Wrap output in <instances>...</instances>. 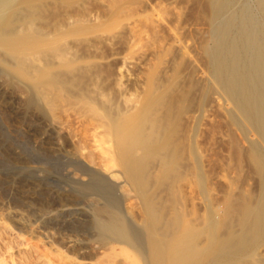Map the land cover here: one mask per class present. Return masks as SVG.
<instances>
[{"label":"bare ground","instance_id":"obj_1","mask_svg":"<svg viewBox=\"0 0 264 264\" xmlns=\"http://www.w3.org/2000/svg\"><path fill=\"white\" fill-rule=\"evenodd\" d=\"M33 1L35 0H23L21 4L14 5L15 7L5 9L7 0H0V53L5 55L0 61V77H19L28 81L33 92L30 99L32 104L49 105L48 89L56 90V93L59 92L57 90H65L72 98L87 99L89 112L99 118L98 125L91 124L88 132L87 129L81 131L83 132L81 136L89 139L85 140L87 145L90 141L91 147L88 150L91 151V153L89 151L90 157L93 155V158L91 157L93 165L96 163L94 158L98 160L97 166L94 168L84 166L85 169L72 175L82 185L86 183L88 185L98 179H93L92 175L94 171L92 169L98 168L96 170L102 174L104 177L102 179L112 184H118L122 180L120 182L122 186L128 187V193L133 194L138 217L132 219L137 227L133 229L114 202L99 194L102 203L91 208L93 230L111 240L112 244H122L135 250L140 264H264V258L258 253L260 247L264 245V0H206L207 10H205L210 13L211 17L208 41L210 43L203 50L207 62L208 78L200 80L199 77L200 81L198 80L197 83L195 62L189 60L188 63L187 59L184 60L187 56L186 48L175 45L178 47L174 51L177 57L175 53L172 56L177 59L175 58L176 61H173L172 66L179 67L183 60L185 64H189V73L191 72L188 74L189 81L185 80V75L183 78L188 85L180 86L178 78L172 76L167 85L163 83L165 85L163 89H160L161 84L158 89L156 88L157 90H154L153 73L149 77L151 83L142 101L138 102V105H132L128 98L124 99L120 106L115 104L117 102L114 99L116 98L115 93L114 98L110 97L104 94L106 90H102L98 85L89 87L85 83L86 87H78L77 81H75L77 87L72 84L74 74L62 70L59 65L69 66V63H73L74 54L71 59L70 49L61 42L60 36H49L50 33L45 34L44 29L41 30L37 26V28H32L31 20L23 15L21 5L30 10L34 7ZM110 2L113 5L111 0ZM115 4L117 3L114 0V7H116ZM37 7L41 8L39 5ZM76 7L75 11H77ZM26 11L25 14H27ZM80 12L84 13V11ZM29 13L31 14L30 11ZM128 16L131 17V13ZM85 17L88 20L87 16ZM23 22L24 27L28 26V29L27 27L22 28ZM151 25L148 27V33L151 28L148 35L153 38L151 43L154 46L152 47L160 50L164 39L160 37L161 31L159 30L162 29H158L157 25ZM25 30L33 31V34L29 35ZM167 37L169 38L165 44L169 43V49L175 48L174 44H180L176 34L170 36L168 34ZM159 53L160 51L158 56ZM40 61L41 65H35V62ZM161 74L164 73L161 72ZM160 78L161 76L159 80ZM195 89L198 92L200 90L202 97V101L199 99L201 104L198 105L200 110L198 118L196 115L198 108L193 98ZM147 93H149L148 96ZM119 96L122 95L119 94ZM197 96L195 100H198ZM214 96L226 105L224 112L227 120L222 126H234L241 129L240 136L247 143L245 148L240 144L242 141L240 142L241 139L238 140V137L228 136L227 133L220 134L219 126L218 132L216 131L219 135L215 140L222 145V155L224 153L227 161L237 163L247 159L258 179L259 187L258 193L253 198H245L247 195L234 198L228 189L222 200L223 209L219 211L217 204L215 205L217 208L208 204L205 221L197 225V196L195 194H197L198 185L202 194L208 199L209 176L202 169V163L206 160L205 157L210 156L207 149L205 151L199 148L197 139L203 133L200 125L204 118L205 107L211 102L206 103L209 101L208 98H214ZM214 100L212 99V102ZM208 112L207 110L206 113ZM209 114L212 116L211 112ZM204 122L205 125L210 123L206 120ZM56 124L59 125V123ZM98 129H102V132H98ZM230 130H232L231 127ZM200 131L201 134H199ZM89 132L90 135H87ZM60 133L58 132L57 135L59 136ZM252 135L256 136V140L251 139ZM72 137L74 135L71 139ZM71 143L74 149L72 158L81 161L82 151H85L84 148L87 146L78 144L77 139L71 140ZM213 177L216 178L214 175ZM185 183H188V187L192 189L188 209L181 194ZM93 200L91 198L89 201ZM21 203H14L13 208H8L9 211L6 210L5 215L0 214V238L12 236L6 217H16L19 226L26 232L31 233L35 230L29 219L16 209L22 206ZM56 204L61 207V212L53 214L54 217L69 212L67 211L68 203L58 199ZM40 212L44 216L50 215L49 211ZM49 226L39 227L40 234L47 241L51 240L54 235ZM201 237L206 238L207 245L205 243V246H201L197 241ZM20 245L21 249H19L29 254L30 261L25 259L27 262L24 261V264H98L97 257L89 258L87 261L70 259L46 249L45 243L42 242L32 248L28 244L21 243ZM66 245L70 246L72 242L67 240ZM6 252L5 254L8 255ZM113 258L109 257V264ZM114 261L119 262L116 258L113 264ZM124 261H121V264ZM19 262L13 261V258L8 256V259L1 260L0 264H22L23 261Z\"/></svg>","mask_w":264,"mask_h":264},{"label":"rangeland","instance_id":"obj_2","mask_svg":"<svg viewBox=\"0 0 264 264\" xmlns=\"http://www.w3.org/2000/svg\"><path fill=\"white\" fill-rule=\"evenodd\" d=\"M22 1L7 0L5 9H8V7L13 8L21 4ZM109 1H107L108 4L106 5V0H35L32 2L35 8L31 7L30 10L24 5H21V10L24 11V14L22 11L21 14L26 17L28 16L33 24L32 28L38 27L41 30L44 29L43 32L45 34L50 33L49 36H60L61 42L70 49L72 55L69 57L71 59L74 54L72 59L73 63H69V66L59 65L62 67V70L74 74L75 78H72V84H75V81H77L78 87H86V84L89 87L98 85L102 90H106L104 94L113 98L115 93L116 98L114 99L115 102L117 101L115 103L116 105L118 104L117 106H120L122 101L128 98L130 104L138 105L145 97L147 88L151 83L149 82V77L153 73L154 77L152 82L155 84L154 90H157L161 84L160 89H163L162 87L171 81L172 76L178 78L180 86L188 85L185 80L189 81L188 74L191 72L189 73L190 68L188 63L191 60L197 66V83L199 77L200 80L208 78L206 69L207 62L203 55V50L210 43L208 41L211 17L205 8L206 0H115L117 3L115 4L116 7H114V0H111L113 5ZM120 1L121 3H119ZM37 5L41 8L39 9ZM75 7L77 11H75ZM112 7L114 8L112 9ZM105 8L107 10L110 9L107 11ZM79 10L84 11L85 14H82ZM25 11L27 14H25ZM87 12L88 14L90 13L89 16ZM130 13L131 17L128 16ZM94 15L97 20L94 19ZM85 16H87L88 20ZM71 18L73 19L71 20ZM156 20L158 21L155 22ZM22 24L23 29H26V27L27 29L29 28L28 26L24 27V22ZM151 24L157 25L158 29H162L159 30L161 31L160 37L164 39L162 40L163 45L161 43L162 47L160 50L153 49L155 47H152L153 43L151 42L153 38L151 35H148L151 32V28H149L148 33V27ZM25 31L29 35L33 34V31ZM168 34L169 36L176 34L179 40L180 44H174L173 46L175 48L173 49H169V43H167L168 46L165 44L169 38L167 37ZM175 45L186 48L187 56H185L184 60H188L186 64L183 60L177 68L172 66L174 64L173 61H176L175 58L177 57V53L174 51L178 47ZM159 51L160 53L162 52V54L159 53L160 57L158 56ZM174 53L176 57L173 58L172 55ZM4 57V53H0V61ZM40 63L41 61L35 62V65H41ZM165 68L166 71H164ZM184 71L185 73H183ZM161 72L164 74H161ZM184 75L187 78L185 80L183 79ZM160 76L161 78L159 80ZM164 80L167 82L165 83ZM29 85L28 81L26 82L19 77H0V214L5 215L9 211L8 208H13L14 203L22 202V206H18L16 209L20 210L19 212L29 219L34 225V231L36 232H26L19 226L16 217H6L8 226L12 231V236H3V238H0V261L6 258L8 259V256H11L13 261L20 263L19 261L21 260L23 261L22 264H24V261L27 262L30 259L29 254L27 255L26 252L20 250V244H28L32 248V246L39 245L42 242L45 243L46 249L74 260L87 261L89 258L93 259L97 257L98 259L96 261L98 264H109V257L113 258L116 255L113 260L116 258L119 262L114 261V264L117 262V264H121L123 260H125L123 264H140L139 256L138 254L136 255L137 252L135 250L122 244H112L111 240L96 233L91 225V208L92 206H96V204L100 205L102 203L99 199V194H102L108 200L114 202L133 229L137 228L133 221L135 219L133 217H138L136 202L133 194L128 193V187L122 186L120 183L122 180L118 184H112L108 180L102 179L104 177L96 170L98 168L92 169L94 170L92 172L93 179H98L88 185L87 183L82 185L72 175L74 173L78 174L80 170L86 167L94 168L97 166L96 163H98L95 157L96 155L94 154L96 163L93 165V155L91 158V151L88 150L91 147L90 141H88L89 144L87 145L86 141L89 139H84L81 136L83 133L81 131L87 129L88 132L91 124L98 125L100 122L98 117H94L89 112L88 100L72 98L65 90H63L64 92L57 90L59 92L56 93V90L50 89V91L48 89L47 97L49 105L46 106L40 103L32 104L30 99L33 92ZM195 90L194 92L197 93H194L193 98L197 104L198 109L196 115L198 118L200 115L198 105L201 104L202 97L200 90V94ZM119 94L122 96H119ZM148 95L149 93H147ZM196 95H198V100H195ZM51 98L54 99L52 100ZM210 98H208L209 101L207 100L208 103L206 104L211 103L208 106L206 105L205 113L203 114L204 118L200 125V130L203 133L200 131L199 134L202 133L201 136L204 139L200 135L197 139L199 140L197 141L199 148L205 151L207 149V153L209 152L208 155H210L207 156L209 159L207 157L204 158L207 161L202 159V169L209 176V180L207 181L209 195L207 199L197 185V194H195L197 196H195L197 198V225L205 221L208 204L214 205L213 207L218 205L219 211L223 209L222 207L224 205L222 200L228 189L234 198L238 196L245 197L246 195L245 198H253L258 193L259 187L258 179L254 175L253 169L247 159L242 160L241 163H237L235 161H227L224 158V153L222 155V145H220L219 141L217 143V140H215L219 133H227L228 136L238 137V140L241 139L240 142L242 141L240 144L245 148L247 143L240 136L242 134L241 129L230 126L232 128L230 130V127L222 126L227 120L224 112L226 105L222 100L216 98V96H214L215 100L213 97ZM212 99L215 102H212ZM207 110L211 112L212 116H210L209 112L206 113ZM208 115L209 118H207ZM204 120L206 122L209 121L211 124L206 123L205 125ZM56 123H59V125ZM219 126L221 129L219 128V133L217 134ZM208 127L212 129H208ZM220 130L222 131L220 132ZM97 131L102 132V129H98ZM58 132L62 134L60 133L58 136ZM70 133L75 138L72 137L71 139L72 135ZM212 134L215 136L214 138ZM87 135H90V132ZM73 139H77L78 144H83V146L85 145L84 147L87 146L86 148L82 146L86 150L82 151L81 161L72 158L74 149L71 140ZM251 139L256 140V136L252 135ZM188 186L189 184L185 183L181 190L187 209L189 208V197L192 196L190 195L192 189ZM91 198L92 200L94 198V200L89 201ZM58 199L69 204L67 207V211L69 212L65 215H55L56 218L53 214L61 212V207L56 204ZM40 211H49L50 215L44 216ZM43 225H50L49 229L54 234L53 238L49 241L45 240L39 232V227ZM67 240L72 242V245L65 246ZM197 241L201 246H205V243L207 245L205 237H201ZM5 251H7L6 253L8 255L5 254ZM258 253L264 258V245L260 247ZM122 258L124 259L122 260ZM113 260H110V264H113Z\"/></svg>","mask_w":264,"mask_h":264}]
</instances>
